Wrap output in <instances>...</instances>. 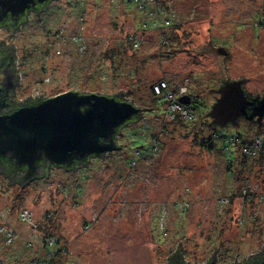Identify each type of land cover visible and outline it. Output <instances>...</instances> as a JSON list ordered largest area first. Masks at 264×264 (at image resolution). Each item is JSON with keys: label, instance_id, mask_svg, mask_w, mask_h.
Here are the masks:
<instances>
[{"label": "rangeland", "instance_id": "rangeland-1", "mask_svg": "<svg viewBox=\"0 0 264 264\" xmlns=\"http://www.w3.org/2000/svg\"><path fill=\"white\" fill-rule=\"evenodd\" d=\"M156 3L173 19L167 28L149 27L127 0H54L17 35L0 31L18 47L17 99L128 89L122 97L142 109L122 127L119 148L87 166L54 167L25 187L0 176V225L15 235L7 246L0 233L1 264H42L45 249L53 264H168L178 242L187 264L214 249L216 264L259 257L264 158L228 163L242 147L235 139L225 153L212 139L256 133L244 122L213 125L206 113L225 79L263 89L264 0Z\"/></svg>", "mask_w": 264, "mask_h": 264}, {"label": "water", "instance_id": "water-1", "mask_svg": "<svg viewBox=\"0 0 264 264\" xmlns=\"http://www.w3.org/2000/svg\"><path fill=\"white\" fill-rule=\"evenodd\" d=\"M48 1L0 0V20L8 17L13 23H17L26 10L35 9L36 3L45 5ZM32 14L38 12L32 11ZM217 52L226 54L222 47ZM244 80L242 77L224 81L219 85L215 90L218 96L206 113L211 118L208 123L224 127L227 122L247 115L246 108L254 104V99L246 98L242 87ZM127 92L131 90L113 93V96L119 95L124 99L118 100L109 94L70 89L52 97L45 96L42 100L21 106L9 114L0 115V157L12 161L15 167L24 168L18 179L20 185H24L32 179L46 175L47 168L51 165L71 167L75 161L84 162L89 156L104 155L117 150L118 130L140 112L139 107L122 97ZM41 95L42 93L39 97ZM28 99H31L29 95L19 102ZM179 101L188 103V97H180ZM256 106H253L250 117L257 112L261 116L262 108L257 106L256 110ZM89 164L90 161L77 167ZM75 170L76 168L72 169L73 172ZM180 249L178 242L177 248L168 255V259ZM263 249L264 245L260 251ZM214 251L205 264H216ZM254 257L257 258L256 253ZM248 260L250 259L247 257L244 264H264V258L258 262ZM172 264L181 263L174 261Z\"/></svg>", "mask_w": 264, "mask_h": 264}, {"label": "flooded vegetation", "instance_id": "flooded-vegetation-1", "mask_svg": "<svg viewBox=\"0 0 264 264\" xmlns=\"http://www.w3.org/2000/svg\"><path fill=\"white\" fill-rule=\"evenodd\" d=\"M52 1L54 0H49L45 5L41 3H36L35 9L26 10L23 17L17 23H13V21L10 20L8 17H6L4 20H0V31L3 30L5 33H7V35H10L11 33L17 35V31L22 27L23 24H25V22L28 20L29 14L32 13V11L42 14L44 11H46L47 7ZM1 35L3 36V34ZM7 35H6L7 39L0 37V115L9 114L13 112L15 109L24 105H31L33 104V100L35 99V97H31V99H28L26 101L24 100L23 102H19L20 100L17 99L19 86L21 84V76L19 73V67L17 65L18 47L14 42H11V38L10 37L8 38ZM242 87L244 93L246 94V98L249 100L254 99V104L252 103V105L247 106L246 108L247 115L239 116L234 121L227 122L226 126L227 125L237 126L241 122H244L249 126H252L254 128L255 133H260L262 132L261 129L264 127V107H262L264 106V87L261 91L256 92L254 94L247 91L244 88V84H242ZM255 105H257L258 107L261 106L260 109L262 108V113L260 117L258 115V112L255 113L254 116L250 117L251 114L253 113V106ZM257 106L254 107V109L256 108V110H258ZM260 109L259 111L261 112ZM132 122H134V120L129 121L127 124H130ZM116 141H117V136H116ZM99 156H89L87 160L84 162L75 161L71 167H60L56 165H51L47 168L46 175L32 179L24 185H20V183L18 182V179L20 175L23 173L24 168L15 167L12 164V161L4 157H0V176L9 183H13L14 185H18V186L20 185L21 187H25L31 184L33 180H39L48 177V175L50 174V169L54 167L63 168L65 170H70L73 168L75 169L79 164H85L86 162L91 161L92 157H99ZM260 257H262L261 254Z\"/></svg>", "mask_w": 264, "mask_h": 264}, {"label": "trees", "instance_id": "trees-1", "mask_svg": "<svg viewBox=\"0 0 264 264\" xmlns=\"http://www.w3.org/2000/svg\"><path fill=\"white\" fill-rule=\"evenodd\" d=\"M111 4L115 1V0H108ZM127 2H131V3H133L134 4V6L135 7H137V4L139 3V2H143V8L141 9V12H143L144 13V15L146 16V19H145V21H144V23H147V25L149 26V27H155V26H153L152 25V22L153 21H155V20H153V18H151L150 16H149V13L148 12H151V11H155L157 14H159V15H157L158 16V19L156 20L157 21V24L159 25L157 28H161V29H163V28H167L166 27V25H172V23H170L171 21H173V19L171 18H169L167 15H166V13H165V11H163V9L162 8H164L163 7V5L162 4H159V3H156V2H160V0H154V3L153 4H155L154 6L152 5H146L144 2H145V0H127ZM165 10V9H164ZM142 13V14H143ZM161 13V14H160ZM167 19H169V21H168V23H165V21L167 20ZM163 25H165V26H163ZM172 28H174V27H171V30H172ZM165 33V32H164ZM165 37H166V39L168 40L169 39V37L167 36V34L165 33ZM165 39V40H166ZM162 42V41H161ZM139 45H140V43H138L137 44V48L139 47ZM132 47H134L133 45H132ZM224 81H228V80H224ZM79 92H81V91H79ZM153 94H155L154 92H152ZM109 96H112V97H114V98H116V99H118V100H124V99H122V98H120L119 97V95H109ZM43 99V97H37V98H35L34 100H33V103L34 102H37V101H39V100H42ZM158 101L160 102V100L158 99ZM142 111V109L140 108V112ZM140 112L138 113V114H136L134 117H133V119H132V121L134 120H137V119H139V117H140ZM127 124V123H126ZM121 129H122V127H120V129L118 130V133H120L121 134ZM231 135H233V138H234V136L236 135L237 136V132L236 133H231ZM116 136H118V134L116 135ZM155 135H153V134H151V138H153ZM222 136V138H220V139H216V138H212L213 140H218V141H221L222 140V142H223V145H222V147L223 148H225V153H226V151L227 150H230L231 151V149H232V145H231V142L229 141V135H227V134H222L221 135ZM219 137V136H218ZM238 137V145H240V144H247L248 142H249V140H247L248 138H244V137H241L240 139H239V135L237 136ZM117 142V141H116ZM118 144V143H117ZM119 145V144H118ZM148 146H149V144H148ZM263 148V147H262ZM233 150V149H232ZM142 152V151H141ZM144 152V151H143ZM229 153V155H228V163L230 162V163H235V162H237V160H238V164H244V163H246V161L245 160H248V159H252V160H259V159H261V158H264V148L261 150V149H259L258 151H257V153L256 154H254V155H251V154H246V153H242L241 155H237V152H235V153H230V152H228ZM241 158H240V157ZM90 160V159H89ZM45 253H46V255H45V257H46V260L44 259V263H42V264H53V262L51 261L52 259H54V255L53 254H51L52 252H51V250H48V249H45ZM261 255H262V257H260V255H259V257H257V258H254V259H250V260H248V261H250V262H258L259 260H261L262 258H264L263 257V254H264V249L261 251V253H260ZM213 255H215V253H213ZM210 259V258H209ZM209 259L206 261V262H208L209 261ZM174 261H176V262H180L181 264H187L185 261H184V259H183V256L181 255V253H180V251L178 250L177 252H175L174 253V255H171V257H170V260H169V262H168V264H172ZM206 262H204V263H201V264H205ZM245 262H247V261H245ZM245 262H243V263H241V264H244ZM36 263H38V261H36ZM1 264V263H0ZM236 264V263H235Z\"/></svg>", "mask_w": 264, "mask_h": 264}, {"label": "built area", "instance_id": "built-area-1", "mask_svg": "<svg viewBox=\"0 0 264 264\" xmlns=\"http://www.w3.org/2000/svg\"><path fill=\"white\" fill-rule=\"evenodd\" d=\"M153 2H154V0H145V4L146 5H153ZM143 2H139L138 4H137V8L138 9H142L143 8ZM149 13V16L151 17V18H153V20H155V21H153L152 22V25L153 26H159L158 24H157V19H158V16L157 15H159V14H157L155 11H151V12H148ZM161 14V13H160ZM168 19L165 21V23H168ZM74 40H77V41H79V39L78 38H75ZM79 50L80 51H82L83 49H85V45L83 44V43H81L79 46ZM155 89L158 91V84H157V86H155ZM163 90V89H162ZM159 91H161L160 89H159ZM36 98V97H35ZM164 98H163V96H162V98H160L159 100L160 101H162ZM165 100V99H164ZM173 104H176L175 102H172V104H170V105H173ZM175 108H180V105H176V106H174V109ZM261 134H262V132H260V133H256V134H254V140L253 139H251V140H249V142L247 143V144H240V146L242 147L241 148V150L244 152V153H246V154H251V155H254V154H256L257 153V151L262 147V146H264V138H263V136H261ZM238 136V135H237ZM236 135L234 136V138H233V135H229V141L232 143V141H234L235 139H236V141L238 140V137H237ZM246 138H248V137H245V139ZM27 214H28V212L26 211V210H24L22 213H21V216L23 217V219H25V217L27 216ZM29 217V216H28ZM0 233H1V235H2V237H3V239H4V243H5V245H8V244H11V243H13L14 242V240H15V235L13 234V232L10 230V229H8V228H6L5 226H3L2 224L0 225ZM30 241H28L27 242V245L29 246L30 245ZM52 244H51V240H49V246H51Z\"/></svg>", "mask_w": 264, "mask_h": 264}, {"label": "bare ground", "instance_id": "bare-ground-1", "mask_svg": "<svg viewBox=\"0 0 264 264\" xmlns=\"http://www.w3.org/2000/svg\"><path fill=\"white\" fill-rule=\"evenodd\" d=\"M12 244V243H11ZM7 246H9V245H7Z\"/></svg>", "mask_w": 264, "mask_h": 264}]
</instances>
